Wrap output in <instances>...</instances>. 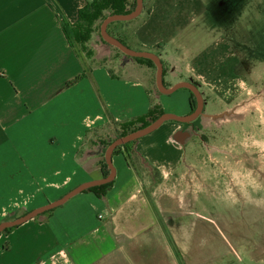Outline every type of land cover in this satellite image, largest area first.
Listing matches in <instances>:
<instances>
[{
	"label": "crops",
	"instance_id": "0c3cea01",
	"mask_svg": "<svg viewBox=\"0 0 264 264\" xmlns=\"http://www.w3.org/2000/svg\"><path fill=\"white\" fill-rule=\"evenodd\" d=\"M92 1L0 0V169L11 171L8 179L13 181L8 204L1 207L10 210L4 216L13 215L27 200L26 190L34 195H41L43 187L63 192L79 176L102 178L105 168L97 157L90 169L91 159L79 154L89 135L105 134L110 120L136 119L153 105L177 116L191 112L190 92L166 97L170 94L157 90L155 65L127 59L100 44V60L79 57L61 22L72 27L79 10ZM142 4L137 18L113 22L107 31H114L110 35L131 50L156 55L164 87L188 82L199 90L203 112L197 132L173 121L161 125L162 143L185 152L218 120V113L254 105L255 88L245 78L249 68L242 61L246 48L242 38L227 36L226 22H216L206 0ZM79 76L81 80L67 87ZM146 138L132 147V164L124 153L112 156L116 175L105 197L83 192L45 218L0 235V264H189L174 252L170 240L175 230L182 235L179 243L191 239L184 236L192 233L181 220L184 215L179 210L172 215L168 195L149 198L139 178L144 162L162 184L175 172L151 164L158 161L149 149L158 148L159 142ZM169 222L180 225L173 230ZM194 264H264V257Z\"/></svg>",
	"mask_w": 264,
	"mask_h": 264
},
{
	"label": "rangeland",
	"instance_id": "374dc122",
	"mask_svg": "<svg viewBox=\"0 0 264 264\" xmlns=\"http://www.w3.org/2000/svg\"><path fill=\"white\" fill-rule=\"evenodd\" d=\"M206 1L207 7L217 15L216 22L219 25L226 22L227 36L243 40L246 51L242 61L249 68L245 78L255 88L251 96L254 105L246 106L244 111L227 109L222 114L218 113V120L207 125L198 138L193 140L192 149H186L185 152H177L162 143V126L149 134L153 136H144L136 141L143 142L150 139L146 137H157L159 147L149 149V153L159 163L151 164L175 171L162 184L155 169L146 162L142 165L145 169L141 170L136 164L146 195L155 201L161 195H168L172 215L179 210L184 215L181 219L184 225L192 230L191 234L184 235L191 237L184 244L179 243L182 235L177 230L173 231L170 239L174 252L189 264L201 260L241 262L242 259L264 257V0ZM240 1L243 2V12L238 7ZM96 26L83 40L74 42L75 51L83 61L93 58L94 62L100 60L98 57L102 53L99 44L110 49L101 41ZM107 32L114 34V31ZM180 93L189 94V91L179 89L166 97H176ZM119 124L109 123L101 137L89 135V141L85 143L79 157H89L90 161L97 157V161L103 165L101 142L114 141L120 131ZM92 166L93 161L90 169ZM10 173L0 169V223L9 218L16 219L30 210L59 199L78 185L92 181L91 176H79L63 192L43 187L41 195H37V192L35 195L30 194L26 190L27 200L19 203L22 208H18L13 215L4 216L5 212L10 213V210L1 208L8 204L7 193L11 188L9 181H12L8 179ZM169 224L171 229L180 225L178 222Z\"/></svg>",
	"mask_w": 264,
	"mask_h": 264
},
{
	"label": "water",
	"instance_id": "95a60500",
	"mask_svg": "<svg viewBox=\"0 0 264 264\" xmlns=\"http://www.w3.org/2000/svg\"><path fill=\"white\" fill-rule=\"evenodd\" d=\"M142 3H143V0H135V8L133 9L132 12L125 14V15H110L106 17L101 22L100 27H99V33H100L101 39L103 40V42L117 49L119 52H121L123 55L127 57L143 58V59H148L152 61V63L155 65V68H156L155 80H156L157 90L161 94H171L179 89H187L195 98V101H196L195 108L194 109L191 108V112L185 116H177L175 114L163 113L160 117H158L155 121H153L148 126L138 129L134 132H131L123 137L115 139L109 144V146L106 148L104 152V160L109 170V173L107 176L102 177L98 180H92V181L80 184L53 202H49L38 208L30 210L24 215L16 219L1 222L0 223V235L3 233L4 230L8 228L18 227L28 221L35 219L36 217H38L39 215L45 212L54 210L62 206L67 201H69L71 198L83 193L87 189L105 185V184L112 182L115 179V175H116V170L112 163V154H113V151L117 147L127 144L132 141H137L140 138L151 134L152 132L157 130L164 122L173 121V122L180 123V124H187V123L193 122L200 115H202L203 99H202V96L199 90L197 89L195 85L188 83V82H180L171 88L164 87L163 81H162L163 66H162L161 61L156 55H154L153 53H149V52H140V51L131 50L125 45H123L119 40L112 37L107 32L108 25L113 22H128V21H131L137 18L142 12V5H143Z\"/></svg>",
	"mask_w": 264,
	"mask_h": 264
},
{
	"label": "trees",
	"instance_id": "16d2710c",
	"mask_svg": "<svg viewBox=\"0 0 264 264\" xmlns=\"http://www.w3.org/2000/svg\"><path fill=\"white\" fill-rule=\"evenodd\" d=\"M135 8V0H132L131 3L128 2V0H93L91 3L86 5L83 9L79 10L78 12V18L76 23L69 27L65 22H61V29L69 42V44L74 47V42L83 40L84 37H86L88 34H90L93 29L94 25L97 24L96 29L99 31V27L101 22L110 15H125L133 11ZM120 23V22H119ZM86 35V36H85ZM82 36V37H81ZM112 36V35H111ZM100 37V34H99ZM101 38V37H100ZM119 40V39H118ZM103 42V40L101 39ZM120 41V40H119ZM123 45H125L122 41H120ZM103 44L107 47H111L110 45L103 42ZM126 46V45H125ZM127 47V46H126ZM113 48V47H111ZM115 49V48H114ZM116 50V49H115ZM118 51V50H117ZM123 55V54H122ZM125 58L130 59V57H127L124 55ZM135 61H143L148 63L149 65L154 67V64L152 61L148 59L143 58H133ZM164 73V71H163ZM81 76L75 78L73 81L69 82L67 84V87L76 84L79 80H81ZM190 102H191V108L194 109L196 106V101L194 96L190 93ZM164 112L162 111L161 107L159 105H153L149 108L147 113L141 117H138L136 119L125 121L120 123V131L116 134L115 139L123 137L131 132H134L138 129L144 128L151 124L153 121H155L158 117H160ZM112 124H114L113 121L110 120ZM184 128H190L193 132H197L201 126L199 124V117L194 120L191 123L182 124ZM112 141H104L101 142L102 144V153L105 152L106 148L109 146V144ZM136 141L129 142L127 144L121 145L117 147L114 151L112 156L117 155L119 153H124L126 156L128 164H132L131 158L135 155L132 147L135 145ZM103 167L105 168V172L103 173L102 177H105L108 175L107 172V166L105 161L103 160ZM113 181L93 187L90 189H87L85 192L92 193L98 198L105 197V194L107 190L111 187ZM55 210V209H54ZM53 210L45 212L38 217H36L34 220H39L41 218H45L48 216ZM27 213V212H26ZM15 218H9L8 220H13ZM4 220V221H8ZM16 227L8 228L3 231L1 235H7L9 234L13 229ZM4 248V247H3Z\"/></svg>",
	"mask_w": 264,
	"mask_h": 264
},
{
	"label": "built area",
	"instance_id": "2783aa9c",
	"mask_svg": "<svg viewBox=\"0 0 264 264\" xmlns=\"http://www.w3.org/2000/svg\"><path fill=\"white\" fill-rule=\"evenodd\" d=\"M98 220L101 221L102 220V216H98ZM106 227V226H104Z\"/></svg>",
	"mask_w": 264,
	"mask_h": 264
}]
</instances>
